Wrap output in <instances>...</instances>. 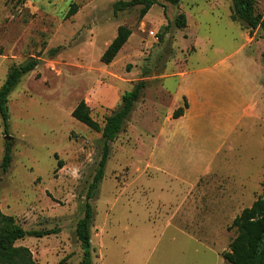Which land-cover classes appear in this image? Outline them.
<instances>
[{
  "label": "rangeland",
  "instance_id": "obj_1",
  "mask_svg": "<svg viewBox=\"0 0 264 264\" xmlns=\"http://www.w3.org/2000/svg\"><path fill=\"white\" fill-rule=\"evenodd\" d=\"M115 1L0 0V85L37 59L8 94L6 129L0 118V210L56 229L15 242L38 264H79L75 226L102 140L71 110L83 100L102 125L144 80L91 199L92 264H230L231 221L264 195V32L233 20L231 0L161 1L142 18ZM121 24L131 34L103 63Z\"/></svg>",
  "mask_w": 264,
  "mask_h": 264
},
{
  "label": "trees",
  "instance_id": "obj_2",
  "mask_svg": "<svg viewBox=\"0 0 264 264\" xmlns=\"http://www.w3.org/2000/svg\"><path fill=\"white\" fill-rule=\"evenodd\" d=\"M176 5L180 0H117L113 2V12L139 6L138 16L142 18L150 7L160 2ZM76 7L72 5V10ZM231 18L239 20L249 30L260 29L264 32V14L256 12L255 0H231ZM175 22L178 26L185 25L183 13L177 14ZM131 34L130 28L118 25L116 35L111 39L100 56L103 63H109L127 41ZM57 47L52 51H56ZM37 64V59L29 57L25 61L11 65L6 77L0 85V118L4 129L8 127L7 97L19 82L20 78L30 72ZM144 80H138L130 90L121 95V103L116 110L108 114L100 125L90 115L87 104L80 100L71 110V116L84 123L88 128L101 133L100 157L94 174L88 184L83 215L75 226V236L81 249L79 264H92L93 247L91 245V224L93 220V205L91 203L98 191L100 181L104 176V168L109 156L110 143L122 130L124 122L138 100L145 87ZM179 106L172 113L173 118L182 115L184 106ZM11 160L10 148L6 146L2 156L1 167L6 170ZM231 226L236 227L237 233L229 244V249L222 253V257L230 264H264V195L257 197L250 206L244 207L231 221ZM56 229H24L12 215L0 210V264H38L32 257L27 246L16 245L15 242L25 236L40 237L55 232ZM63 259L57 264H62Z\"/></svg>",
  "mask_w": 264,
  "mask_h": 264
},
{
  "label": "crops",
  "instance_id": "obj_3",
  "mask_svg": "<svg viewBox=\"0 0 264 264\" xmlns=\"http://www.w3.org/2000/svg\"><path fill=\"white\" fill-rule=\"evenodd\" d=\"M125 44V43H124ZM119 52V51H118Z\"/></svg>",
  "mask_w": 264,
  "mask_h": 264
}]
</instances>
